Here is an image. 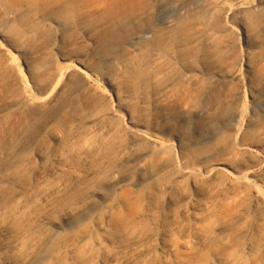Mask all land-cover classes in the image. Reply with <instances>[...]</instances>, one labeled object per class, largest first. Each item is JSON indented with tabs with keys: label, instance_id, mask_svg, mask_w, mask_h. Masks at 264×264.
<instances>
[{
	"label": "rangeland",
	"instance_id": "obj_1",
	"mask_svg": "<svg viewBox=\"0 0 264 264\" xmlns=\"http://www.w3.org/2000/svg\"><path fill=\"white\" fill-rule=\"evenodd\" d=\"M68 1L0 0V264H264V0Z\"/></svg>",
	"mask_w": 264,
	"mask_h": 264
},
{
	"label": "bare ground",
	"instance_id": "obj_2",
	"mask_svg": "<svg viewBox=\"0 0 264 264\" xmlns=\"http://www.w3.org/2000/svg\"><path fill=\"white\" fill-rule=\"evenodd\" d=\"M88 1L86 2V4H89L91 0L89 2ZM154 1L157 2V0H122L121 3L116 4L113 0H105V3H107L108 5V15L111 17H115L118 12H124L127 13L128 15H134V16L136 14L142 13L148 18V20H150L151 13L156 10V4H154ZM76 2H77L76 0L68 1L65 10L63 11L64 12L63 15L66 16L68 12L67 9L74 8ZM166 34L168 35L169 38L168 44H163L162 40L164 37L162 38L160 36H156L155 38H153L154 41L152 42L147 41L148 43L145 44V49H146L145 53L147 54V57H150L153 51L155 50H157L161 54H167L173 49H175L176 46L183 44V42L187 39V37L183 38L182 36H180L176 31V29L171 31L170 30L165 31L163 36ZM67 69L68 68L65 69V73L58 79L56 86L54 87L52 92L47 97L42 98L43 103L50 105L57 97L63 94V92L65 91V86H62V79L69 72ZM20 83L24 90H27L30 86L29 82L27 81L23 73H21L20 75ZM136 134L139 135V133ZM0 147L2 146L0 145ZM221 170L222 168L215 169V171H221ZM43 245L44 242L41 243V248L43 247Z\"/></svg>",
	"mask_w": 264,
	"mask_h": 264
}]
</instances>
